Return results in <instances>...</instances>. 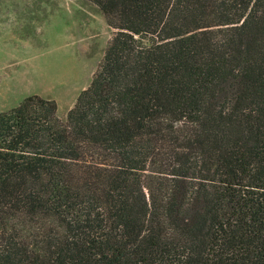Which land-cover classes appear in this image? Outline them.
I'll use <instances>...</instances> for the list:
<instances>
[{
	"label": "trees",
	"instance_id": "obj_1",
	"mask_svg": "<svg viewBox=\"0 0 264 264\" xmlns=\"http://www.w3.org/2000/svg\"><path fill=\"white\" fill-rule=\"evenodd\" d=\"M87 1L66 119L0 113V264H264V0Z\"/></svg>",
	"mask_w": 264,
	"mask_h": 264
},
{
	"label": "rangeland",
	"instance_id": "obj_2",
	"mask_svg": "<svg viewBox=\"0 0 264 264\" xmlns=\"http://www.w3.org/2000/svg\"><path fill=\"white\" fill-rule=\"evenodd\" d=\"M43 2L48 9L54 1ZM67 3L57 8L58 23L45 31L43 45L39 43L26 54L22 48V53L13 51L10 59H0V71L7 68L5 73L15 79L10 99L2 97L0 88V108H11L20 98L38 95L55 101L57 115L64 121L78 95L89 86L114 30L87 0Z\"/></svg>",
	"mask_w": 264,
	"mask_h": 264
},
{
	"label": "crops",
	"instance_id": "obj_3",
	"mask_svg": "<svg viewBox=\"0 0 264 264\" xmlns=\"http://www.w3.org/2000/svg\"><path fill=\"white\" fill-rule=\"evenodd\" d=\"M51 7L44 8L43 0H0V59H10L11 53H22V48L26 49L23 53L34 50L45 40L44 33L51 25L58 23V7L67 6V2H77V0H51ZM60 5V6H59ZM54 10V11H53ZM56 12V13H55ZM40 43V44H39ZM30 48L29 50H27ZM0 71V88L4 93L2 97L11 98L15 93L13 90V75ZM15 83V82H14ZM0 108V113L9 111L16 107Z\"/></svg>",
	"mask_w": 264,
	"mask_h": 264
}]
</instances>
